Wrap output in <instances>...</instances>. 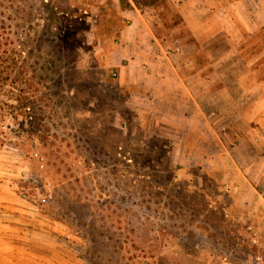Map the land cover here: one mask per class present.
Returning a JSON list of instances; mask_svg holds the SVG:
<instances>
[{
    "label": "rangeland",
    "instance_id": "1",
    "mask_svg": "<svg viewBox=\"0 0 264 264\" xmlns=\"http://www.w3.org/2000/svg\"><path fill=\"white\" fill-rule=\"evenodd\" d=\"M132 1L166 50L187 34L172 0H0V198L31 229L15 264H264L261 190L151 106Z\"/></svg>",
    "mask_w": 264,
    "mask_h": 264
},
{
    "label": "crops",
    "instance_id": "2",
    "mask_svg": "<svg viewBox=\"0 0 264 264\" xmlns=\"http://www.w3.org/2000/svg\"><path fill=\"white\" fill-rule=\"evenodd\" d=\"M172 2L181 11L187 34L166 50L132 1L140 16L132 10L134 17L121 32L123 42L135 45L131 65L152 68L146 96L159 116L166 108L174 136L183 131V152L194 157L206 146L231 162L234 179L245 178V185L261 190L264 202V78L253 77L264 48L247 54L246 69L236 61L247 60L243 45L264 30V0ZM143 38L150 46L140 45ZM221 42L227 46L222 53L217 50ZM15 203L21 202L0 198V264H15L16 248L29 240L30 212Z\"/></svg>",
    "mask_w": 264,
    "mask_h": 264
},
{
    "label": "trees",
    "instance_id": "3",
    "mask_svg": "<svg viewBox=\"0 0 264 264\" xmlns=\"http://www.w3.org/2000/svg\"><path fill=\"white\" fill-rule=\"evenodd\" d=\"M175 15H176L177 17H180V16H178L179 14H177V13H176ZM179 21H183V20H182V16H181L180 18H178V21H177L176 23H179Z\"/></svg>",
    "mask_w": 264,
    "mask_h": 264
},
{
    "label": "built area",
    "instance_id": "4",
    "mask_svg": "<svg viewBox=\"0 0 264 264\" xmlns=\"http://www.w3.org/2000/svg\"><path fill=\"white\" fill-rule=\"evenodd\" d=\"M262 196H263V199H264V190H263V192H262Z\"/></svg>",
    "mask_w": 264,
    "mask_h": 264
}]
</instances>
